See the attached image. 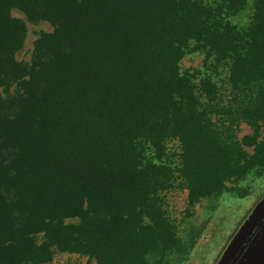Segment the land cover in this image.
Listing matches in <instances>:
<instances>
[{
	"label": "trees",
	"instance_id": "obj_1",
	"mask_svg": "<svg viewBox=\"0 0 264 264\" xmlns=\"http://www.w3.org/2000/svg\"><path fill=\"white\" fill-rule=\"evenodd\" d=\"M12 8L54 26L34 43L30 66L14 61L24 24ZM247 9V22L233 23ZM194 50L226 62L233 89L255 83L259 100L241 114L257 139L264 0H0V88L18 85L0 96V264H43L56 252L153 264L167 233L153 195L165 179L142 163L141 141L179 132L191 198L221 189L218 173L233 168L221 160L228 135L216 132L190 76L178 72ZM251 164L264 171V136Z\"/></svg>",
	"mask_w": 264,
	"mask_h": 264
},
{
	"label": "rangeland",
	"instance_id": "obj_2",
	"mask_svg": "<svg viewBox=\"0 0 264 264\" xmlns=\"http://www.w3.org/2000/svg\"><path fill=\"white\" fill-rule=\"evenodd\" d=\"M249 12L247 9L237 21L233 19V23H246ZM9 13L13 19L24 24V39L14 54V61L30 66L34 43L45 35H52L54 26L46 21L31 23L16 8ZM228 70L226 62L216 65L213 57L202 50L187 52L178 63V72L190 76L193 95L206 119L217 133L228 135V139L223 138L222 141L229 143V148L235 146L243 153L237 160L233 152L224 147L221 160L228 165L233 164V168L229 174H224L222 170L218 173V177L223 179V186L218 192L196 200L189 195L181 172L183 145L176 135L179 132L171 133L174 136L165 134L158 144L141 141L142 163L163 170L165 179L153 195L158 218L165 223L167 231L163 243L158 240L154 247L152 262L150 259L153 264H212L230 234L264 194V171L258 173L251 164L255 144L264 136V123L257 122L258 137L253 138L252 120L241 114L243 108L256 104L259 96L254 94L255 83L248 86L236 84L234 87L237 89H233L228 82ZM17 87L16 83L5 89L1 87L0 96L3 99L13 94ZM214 160L219 159L215 157ZM77 221L76 218L66 219L65 223L76 224ZM36 240L40 243L41 235H37ZM43 264L97 262L78 253L56 252L51 260Z\"/></svg>",
	"mask_w": 264,
	"mask_h": 264
},
{
	"label": "water",
	"instance_id": "obj_3",
	"mask_svg": "<svg viewBox=\"0 0 264 264\" xmlns=\"http://www.w3.org/2000/svg\"><path fill=\"white\" fill-rule=\"evenodd\" d=\"M212 264H264V194L230 234Z\"/></svg>",
	"mask_w": 264,
	"mask_h": 264
}]
</instances>
